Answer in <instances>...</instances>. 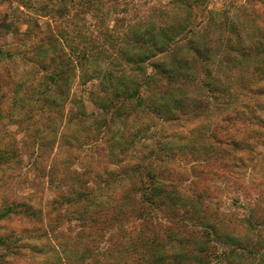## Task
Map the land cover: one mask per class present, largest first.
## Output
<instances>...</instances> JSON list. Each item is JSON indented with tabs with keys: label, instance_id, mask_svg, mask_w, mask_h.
Returning <instances> with one entry per match:
<instances>
[{
	"label": "rangeland",
	"instance_id": "1",
	"mask_svg": "<svg viewBox=\"0 0 264 264\" xmlns=\"http://www.w3.org/2000/svg\"><path fill=\"white\" fill-rule=\"evenodd\" d=\"M87 1L0 0V207L20 202L45 220L52 216L60 242L69 252L75 242L81 251L84 242L75 240L82 220L74 209L88 204V196L91 209L106 204L130 186L127 173L138 163L167 165L180 174L183 189L198 177L208 187L206 218L216 232L207 261L264 264V0H98L92 9L84 8ZM145 29L184 36L186 67L194 66L191 76L197 73L204 84L176 85L181 104L169 99L163 114L152 108L161 100L146 84L152 59L138 70L122 54L131 56L136 32ZM59 31L77 61L84 52L90 58L89 72L113 71L141 102L122 98L124 110L103 112L90 96L105 97L102 77L95 71L85 82L77 71L60 107L49 105L55 90L46 87L55 67L44 62L42 50L54 56ZM99 46L95 62L91 52ZM189 46L200 50L198 59ZM113 94L111 88L106 95L113 100ZM216 130L227 134L229 146L212 141ZM9 217L0 219V241L25 248L13 255L0 244V264L66 263L57 260L37 220ZM120 228L98 236L96 251L73 259L103 260L109 244L101 240Z\"/></svg>",
	"mask_w": 264,
	"mask_h": 264
},
{
	"label": "trees",
	"instance_id": "2",
	"mask_svg": "<svg viewBox=\"0 0 264 264\" xmlns=\"http://www.w3.org/2000/svg\"><path fill=\"white\" fill-rule=\"evenodd\" d=\"M95 2L97 3L98 0H88L84 8L92 9ZM59 11L62 17L63 10ZM162 33L159 36L153 29L140 30L135 34L136 47L130 54L131 56L129 57L127 51L122 53L130 63L133 62L134 66H137L138 70H144L145 62L152 59L149 64L152 73L147 75L146 84L152 86L154 96L158 97L157 100H161L156 104L152 102L154 104L152 108L157 114H163V111L168 110L169 99L176 107L181 104L182 96L179 93L175 96L173 93L178 91L176 85L191 81L193 86L197 87L202 84L204 87L203 80L198 77L197 73L193 77L190 74L194 66L186 67L187 58L191 57L190 52L185 50L188 46V42L184 41L185 37L175 39L166 32H164L166 35ZM52 35L47 36L48 41H52L54 37ZM63 36V31H59L57 37L55 36L54 56L50 55L49 49L42 50L46 54L44 62L49 61L55 67L54 75L52 78L49 77V84L46 87L47 91L50 90V86L55 90V95H51L47 100L49 105L60 107L65 97L70 94V87L77 71L82 73L85 82L92 78L91 74L95 71L102 77L104 81L102 92L105 93L107 99L99 92H91L90 96L95 102L98 101L96 102L98 108L103 112L107 113L114 109L116 112H121L126 105L123 99L136 98L141 102V94L136 91L130 92L132 85L129 82L122 84L119 76L115 78L113 71L107 68H97L89 72L87 65L89 66L90 58L88 59L84 52L79 55L77 61L72 54L67 52L65 46L67 40ZM100 47L91 52V56L94 55L96 59L95 62H98L99 56L96 54L101 53ZM189 49L193 51L194 59H198L201 54L200 50L192 46H189ZM172 82H175L174 85ZM111 88L116 92L115 95L113 94L115 96L113 100L106 95ZM224 135L227 134L224 132ZM225 136L222 137L216 130L212 135V141L220 145L219 147L229 146L230 141L228 137L225 139ZM231 145L236 146L235 142H231ZM127 174L130 186L128 185L124 191L115 194L106 204L91 209L90 203L93 199L91 200L88 196L85 200L88 204H81L74 209L73 214L76 220H82L81 230L75 240L79 243L84 242L81 251L77 247L78 244L74 242V250L69 252L68 246L63 245L59 240V237H63L61 236L63 233L55 232L59 224L53 221L52 216L45 220L44 214L35 211L29 204L16 202L9 207H0V219L3 216H10V219L16 215L19 216V221L22 217L27 221H31L32 218L37 220L46 231L44 239L54 245L57 260L66 261L65 264L81 262L82 259L76 257L77 260H74L73 257L82 252L83 254L90 253L92 247L93 251H96L98 236H103L102 233L113 230L116 226H121L116 235L112 234L101 240L109 244L103 256L105 258L94 264H215L207 261L210 254V240L208 239L212 233L216 232V225L206 218L209 212L205 201L208 187H204L202 178L198 177L199 180L193 182L189 190H185L182 188L183 180L180 174L175 168L167 165L152 166L138 163ZM81 202H84L83 198ZM159 212L163 214L162 218L158 216ZM67 220L70 222L69 218ZM130 220L133 221L132 228H124L123 226ZM50 221L54 223L49 224ZM198 224L200 228L196 227ZM0 244L5 246V252L13 255H17L25 248L24 245L12 242V240L9 244L3 241H0Z\"/></svg>",
	"mask_w": 264,
	"mask_h": 264
}]
</instances>
